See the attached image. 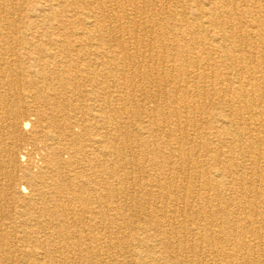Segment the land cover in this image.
Segmentation results:
<instances>
[{"label": "bare ground", "instance_id": "obj_1", "mask_svg": "<svg viewBox=\"0 0 264 264\" xmlns=\"http://www.w3.org/2000/svg\"><path fill=\"white\" fill-rule=\"evenodd\" d=\"M0 264H264V0H0Z\"/></svg>", "mask_w": 264, "mask_h": 264}, {"label": "rangeland", "instance_id": "obj_2", "mask_svg": "<svg viewBox=\"0 0 264 264\" xmlns=\"http://www.w3.org/2000/svg\"><path fill=\"white\" fill-rule=\"evenodd\" d=\"M21 15H23L22 13H20ZM19 14V15H20ZM144 49H147V47H144ZM106 76V75H105ZM123 81V80H122ZM136 81V82H135ZM134 81V86H136L135 88H137V89H142V85H144V83L142 82V80H141V82L139 81V80H135ZM124 82V81H123ZM126 82H124L123 83V86L124 85H126V84H128V82L125 84ZM111 84H113V82L111 81ZM83 88V87H82ZM145 90V89H144ZM143 90V91H144ZM142 91V92H143ZM139 92H137V94H138ZM117 95H119V91L118 92H116L115 93V96H117ZM144 95H142V97H143ZM83 105V104H85V105H87L88 104V101H87V99H86V97L83 95V96H81V97H78V98H72V100L70 101V103H69V107H74L75 105ZM133 105H135L136 106V104H133ZM33 109V107L32 106H29V107H27V111L29 112V113H32V110ZM93 109H94V107H93ZM210 112H211V110H210ZM77 115L79 114V113H76ZM32 117H34V116H32ZM75 129L77 130L78 128L77 127H75ZM39 141H42L41 139H39V140H35V139H33L32 138V129H30V130H28V131H26L23 135H22V137H20V139H19V141H18V149H16L15 151H14V156L17 158H20V160H23L22 159V156L24 155L26 158H29L28 157V154L30 153V151H32V148H34V147H43L42 146V144L44 143H42V142H39ZM34 144H37V145H34ZM64 157H69V155L68 154H65L64 155ZM24 163H26V160H25V162ZM133 175H135L134 177L136 178L137 177V180L138 181H140V182H142V183H146L147 182V180H148V178L149 177H147V176H145V175H143L142 173H140L138 170H136L135 172H133ZM140 177V178H139ZM17 178H18V180L15 182L16 184L18 183V181H19V179H20V175L18 174L17 175ZM5 181V180H4ZM144 181V182H143ZM132 189V188H131ZM137 192V191H136ZM137 194H139L140 195V192H138ZM11 198L10 197H7V198H5L4 199V207L8 210V212H10V210L12 211L14 208H16L17 206H18V202H16V201H13L12 199V201L10 200ZM7 202V203H6ZM128 203L130 204V207L129 208H131V206H132V204H133V201L131 202L130 200L128 201ZM8 204V205H7ZM11 207V208H10ZM112 213H114L115 211L113 210V211H111ZM127 213H132L131 212V210H127ZM9 214V215H8ZM5 216H6V220L7 221H9V223H12V222H15L16 224L17 223H19L21 220H24V217H22L21 215L19 216V214H14L13 212H10V213H5L4 214ZM5 218V217H4ZM111 227H114V229H116V228H118V227H121L120 225H117V226H115V225H110Z\"/></svg>", "mask_w": 264, "mask_h": 264}]
</instances>
